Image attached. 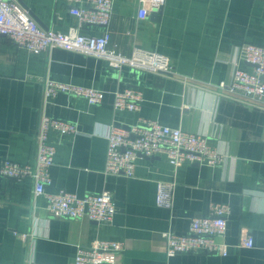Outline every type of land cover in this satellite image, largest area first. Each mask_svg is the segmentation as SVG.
<instances>
[{
  "label": "crops",
  "instance_id": "crops-1",
  "mask_svg": "<svg viewBox=\"0 0 264 264\" xmlns=\"http://www.w3.org/2000/svg\"><path fill=\"white\" fill-rule=\"evenodd\" d=\"M22 1L46 29L66 33L78 25L66 0ZM113 2L111 46L127 55L135 47L162 53L174 75L116 68L60 48L31 53L0 38V166L5 159L34 162L45 112L80 131H50L57 151L47 190L79 197L110 191L117 206L111 223L56 217L46 197L35 195L31 178L0 174V264H75L79 245L96 240L122 241L116 257L121 264H264V102L225 97L218 87L232 80L237 64L252 69L239 51L245 43L264 45V0H166L159 15L144 19L138 16L140 0ZM80 31L100 35L103 27ZM45 78L93 87L105 98L91 105L58 93L45 101ZM130 87L143 93L140 109L116 110L115 93ZM140 118L206 136L224 162L186 161L175 168L165 155L142 156L133 177L107 174L108 126L126 129ZM158 181L177 184L170 208L157 203ZM213 204L230 207L227 231L216 238L229 245V253L168 255L163 233L187 234L191 219L209 215ZM244 233L253 247L240 245Z\"/></svg>",
  "mask_w": 264,
  "mask_h": 264
},
{
  "label": "built area",
  "instance_id": "built-area-1",
  "mask_svg": "<svg viewBox=\"0 0 264 264\" xmlns=\"http://www.w3.org/2000/svg\"><path fill=\"white\" fill-rule=\"evenodd\" d=\"M165 1L140 0L139 18L144 19L158 11ZM66 2L70 5V12L75 16L78 25L63 33L43 27L19 0H0V38L6 37L18 47L36 54L60 48L105 59L116 68L126 65L167 76L176 73L171 59L162 53L135 47L133 53L127 55L111 46L110 24L113 19V0H66ZM85 25L103 27V32L100 35L84 34L80 30ZM239 59L250 63L252 69L237 64L232 80L223 81L218 85L221 95L236 100L250 99L259 103L264 102V45L245 43L240 48ZM58 93L82 97L91 105H98L105 98L102 90L45 78L43 87L45 101ZM142 101V91L130 87L115 93L114 108L137 111ZM108 127L105 167L107 174L133 177L137 160L142 156L152 158L165 155L175 168L186 161L218 165L225 160L222 153L211 148L206 136L180 127L164 125L158 120L140 118L137 123L126 129L115 125ZM50 131L62 136H76L80 133L77 125L52 118L43 112L37 133L38 145L34 162L20 163L5 159L1 163L0 174L17 180L31 178L34 182L35 195L46 197L47 209L53 216L111 223L117 212V206L110 191L79 197L64 190L57 193L47 190V186L51 183L50 169L55 163L57 151L56 146L49 139ZM176 186L174 181H158L156 198L158 205L169 208L173 206ZM229 215L228 205L213 204L209 215L191 219L187 234L164 232L168 255L190 251L227 255L229 245L219 243L216 238L226 233ZM20 236L23 239L27 238L25 234ZM240 245L253 247L252 236L247 233L242 234ZM124 247L122 241L115 240H96L90 245H79L75 264H121L116 257Z\"/></svg>",
  "mask_w": 264,
  "mask_h": 264
},
{
  "label": "water",
  "instance_id": "water-1",
  "mask_svg": "<svg viewBox=\"0 0 264 264\" xmlns=\"http://www.w3.org/2000/svg\"><path fill=\"white\" fill-rule=\"evenodd\" d=\"M19 1L26 7L25 3L22 0H19ZM161 10H162V7L158 11L154 12V14L159 15V13L161 12ZM248 64L251 65L250 63H248Z\"/></svg>",
  "mask_w": 264,
  "mask_h": 264
}]
</instances>
